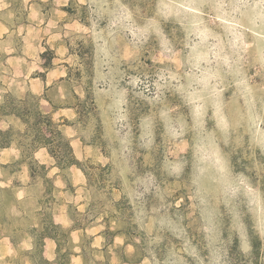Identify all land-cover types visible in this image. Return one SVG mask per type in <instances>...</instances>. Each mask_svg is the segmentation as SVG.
I'll return each instance as SVG.
<instances>
[{
	"label": "rangeland",
	"instance_id": "374dc122",
	"mask_svg": "<svg viewBox=\"0 0 264 264\" xmlns=\"http://www.w3.org/2000/svg\"><path fill=\"white\" fill-rule=\"evenodd\" d=\"M121 6L138 25L155 21L160 34L151 30L134 45L127 29L110 28ZM197 20L228 63L238 60L252 89L249 103L220 62L223 111L237 122L228 151L261 196L254 213L243 192L232 202L244 240L222 194H207L206 207L189 199L196 196L191 111L170 75L186 83ZM262 58L264 0H0V103L5 95L28 97L52 112L87 173L77 164L58 167L43 148H0V264H171L173 252L197 264L188 246L203 264L212 249L219 264H264V237L255 227L264 209V149L253 140L264 131ZM180 117L189 127L174 135ZM211 117L209 110L210 129ZM8 124L22 128L0 118V129ZM178 163L188 166L180 177L172 173ZM161 218L183 232L161 228ZM205 226L219 233L215 241ZM46 228L56 238L43 236Z\"/></svg>",
	"mask_w": 264,
	"mask_h": 264
},
{
	"label": "clouds",
	"instance_id": "9594fccd",
	"mask_svg": "<svg viewBox=\"0 0 264 264\" xmlns=\"http://www.w3.org/2000/svg\"><path fill=\"white\" fill-rule=\"evenodd\" d=\"M101 11H107L104 6H100ZM120 26L125 29L134 37V45L139 43L142 38H146L151 30H155L160 34L157 24L153 20H149L144 25H138L134 19L132 11L128 8L121 6L118 15L110 24V28ZM95 27V26H94ZM195 35L198 40L191 45L190 51L187 56L188 70L183 74L186 83H179L180 76L172 74L171 80H176V90L182 96L185 104L191 111V130L194 133L193 142L191 145L192 163H191V183L195 186V197L189 199L199 198L200 204L207 206L208 201L206 195L211 193L213 195L219 193L223 196V203L229 205L228 211L232 215V227L236 229L241 239H246V226L241 221V213L237 212L236 207L232 206V202L237 198L238 194L243 192L248 195L249 211L254 213L256 206L261 201V196L256 192L250 184L249 178L243 174L236 172L233 166V157L228 151L229 138L237 131V122L226 115L223 111L224 104L222 94L225 90L223 83V76L220 72V62L223 61L227 65V71L231 73L236 79L234 83L236 88L240 91L241 95L245 97L250 103L252 89L249 86L248 79L240 67H236L238 60L233 63H228V58L220 55L222 50L219 41L212 44L209 39H216L212 32L202 26L200 21H194L192 25ZM109 36L112 32L109 31ZM98 38L99 33L96 34ZM166 49L171 51L167 41H164ZM173 56L177 55L172 53ZM264 60V58H262ZM180 65H177L179 69ZM209 110L212 111V119L215 122V127L210 129L207 126V116ZM166 122L171 125L172 119L168 116L167 112L162 114ZM150 122H146V127ZM176 123L179 126L178 131L174 135H181L184 130L189 126L186 124L183 117L177 119ZM149 135L150 142V133ZM253 140L259 143L260 148L264 149V131L257 130L253 133ZM187 165L175 164L172 166V173L180 177ZM142 215V213H141ZM208 223L211 220L205 216ZM161 228L168 227L177 234H181L183 229L179 225L174 224L167 218H161L159 221ZM151 222L149 228H151ZM255 227L264 237V209L261 210L259 220ZM205 231L210 232V240L215 241L219 236L211 227L205 226ZM186 251L196 258L197 264H203L197 255L196 249L188 246ZM218 250L212 249L209 264H219ZM175 260L171 264H185L175 252L171 253ZM164 264H169L165 261Z\"/></svg>",
	"mask_w": 264,
	"mask_h": 264
},
{
	"label": "trees",
	"instance_id": "16d2710c",
	"mask_svg": "<svg viewBox=\"0 0 264 264\" xmlns=\"http://www.w3.org/2000/svg\"><path fill=\"white\" fill-rule=\"evenodd\" d=\"M9 117L18 120L22 128L15 130L12 124H8L7 128L0 129V148L9 147L13 143L31 152L43 148L54 159L58 167L77 164L85 172V168L74 158L70 139L59 127L61 123L53 119L52 112H44L37 102L28 97L17 99L5 95L0 103V118ZM41 167L44 168L43 165ZM48 225L56 230L61 229L58 224L51 221ZM76 226L74 224L65 229L64 234L68 236L72 230L77 228ZM41 234L50 238L55 237L47 231V228Z\"/></svg>",
	"mask_w": 264,
	"mask_h": 264
}]
</instances>
